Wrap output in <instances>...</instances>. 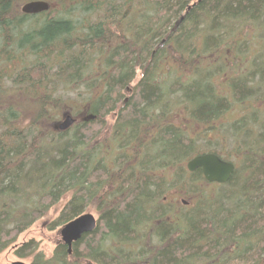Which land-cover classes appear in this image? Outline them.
<instances>
[{
    "label": "trees",
    "instance_id": "obj_1",
    "mask_svg": "<svg viewBox=\"0 0 264 264\" xmlns=\"http://www.w3.org/2000/svg\"><path fill=\"white\" fill-rule=\"evenodd\" d=\"M26 1L0 0V252L70 193L54 225L96 227L33 264H264V0Z\"/></svg>",
    "mask_w": 264,
    "mask_h": 264
},
{
    "label": "water",
    "instance_id": "obj_2",
    "mask_svg": "<svg viewBox=\"0 0 264 264\" xmlns=\"http://www.w3.org/2000/svg\"><path fill=\"white\" fill-rule=\"evenodd\" d=\"M49 6V3L45 0H29L21 5L20 11L23 14L33 15L47 11ZM95 118L96 116L93 114L73 116L71 112L66 111L55 123V127L62 132L69 129L77 119L88 121ZM185 167L189 172L200 169L206 182L219 184L226 183L236 168L232 161L225 160L213 152H204L193 156L187 160ZM96 223L97 218L92 213L83 212L60 227V241L67 246L68 253L71 252L72 243L80 239L83 234L91 232L96 227ZM10 264L27 263L22 260H15Z\"/></svg>",
    "mask_w": 264,
    "mask_h": 264
},
{
    "label": "rangeland",
    "instance_id": "obj_3",
    "mask_svg": "<svg viewBox=\"0 0 264 264\" xmlns=\"http://www.w3.org/2000/svg\"><path fill=\"white\" fill-rule=\"evenodd\" d=\"M117 104V107H119L120 102ZM32 106L33 105H31V107ZM57 114L58 112H56V115ZM73 116L76 115L73 114ZM60 117L58 118L60 119ZM106 119L108 121L107 125L109 126V123H113L115 119V114L113 112L109 113L106 116ZM69 195L70 193H66V195L61 197L58 202L50 206L43 215L38 217L23 232H21L17 236L13 244H11L7 249L0 252V264H10L12 261L15 260H22L27 264H33V259L35 257H39L38 254L42 256L43 261L49 259L53 254L55 246L60 242L59 229L62 225H54L55 220L58 217L66 200L69 198ZM164 198L166 200L165 204L169 208L172 206L175 208L181 207L182 211L187 209L181 206L184 205L183 202H185L186 195H180V192L177 190L168 191ZM186 204L187 203H185V206ZM84 212H90L96 218L99 217L98 206L94 205L93 202L89 203L85 207ZM29 241H32L35 244V249L32 250L28 256H17L15 250Z\"/></svg>",
    "mask_w": 264,
    "mask_h": 264
}]
</instances>
